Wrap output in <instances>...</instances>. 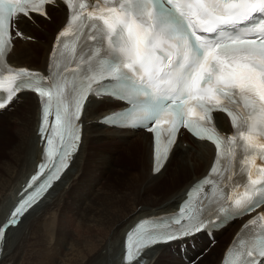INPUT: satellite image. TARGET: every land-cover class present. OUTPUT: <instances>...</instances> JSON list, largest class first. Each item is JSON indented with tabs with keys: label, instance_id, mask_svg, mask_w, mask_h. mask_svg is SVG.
<instances>
[{
	"label": "snow or ice",
	"instance_id": "6c2138e0",
	"mask_svg": "<svg viewBox=\"0 0 264 264\" xmlns=\"http://www.w3.org/2000/svg\"><path fill=\"white\" fill-rule=\"evenodd\" d=\"M65 2L70 18L45 76L13 68L6 57L13 18L18 23L30 11L46 14L45 5L56 0H0V69L6 71L0 110L24 91L35 92L45 140L37 173L0 225V241L69 168L90 96L127 102L104 123L152 134L154 176L170 159L181 129L216 148L209 174L188 190L178 211L141 219L127 233L124 264H147L145 254L155 246L264 205V0ZM69 48L71 69L56 60ZM216 112L227 114L234 134L219 131ZM223 264H264V212L242 226Z\"/></svg>",
	"mask_w": 264,
	"mask_h": 264
},
{
	"label": "bare ground",
	"instance_id": "6f19581e",
	"mask_svg": "<svg viewBox=\"0 0 264 264\" xmlns=\"http://www.w3.org/2000/svg\"><path fill=\"white\" fill-rule=\"evenodd\" d=\"M44 13L21 15L18 23L14 18L13 45L7 58L16 68L48 76L53 46L67 12L56 1L47 4ZM17 31L22 35L17 36ZM64 51L57 62L71 60L68 49ZM89 100L82 116L81 143L69 168L21 223L7 230L0 241V264H17V259H24L25 264H124L127 230L138 219L172 212L188 186L207 171L212 146L183 133L162 172L154 176L149 132L99 123L104 113L119 105L107 97L90 96ZM39 106L38 96L24 91L10 107L0 110V225L9 219L18 193L42 157ZM216 118L221 129L228 130L225 117L217 113ZM172 163L176 167L161 179ZM103 176L107 181H102ZM247 218L215 231L212 240L197 234L161 243L145 254L146 262L220 264ZM225 233H230L229 238Z\"/></svg>",
	"mask_w": 264,
	"mask_h": 264
},
{
	"label": "rangeland",
	"instance_id": "374dc122",
	"mask_svg": "<svg viewBox=\"0 0 264 264\" xmlns=\"http://www.w3.org/2000/svg\"><path fill=\"white\" fill-rule=\"evenodd\" d=\"M136 145H137V151H138L139 144H137V142H135V146H136ZM122 148H123V147H122ZM128 153H129V152H128ZM136 157H138V154L136 155ZM136 162H137V159H136ZM125 163H126V162H125ZM133 166H137V165H133ZM0 167H1V166H0ZM174 167H176V163H172V164L169 166V168L165 171V174H164L163 178H161V179H164L165 176L167 177V176L170 174V172L172 171V169H173ZM110 168H111V167H110ZM110 168H109V169H110ZM0 172L3 173L2 169H0ZM166 174H167V175H166ZM102 181H103V182L107 181V178H106L105 176H103V177H102ZM57 183H58V182H57ZM106 183H108V182H106ZM96 192H97L96 189L93 190V192H92L93 195H95ZM156 194H157V193H156ZM41 205L43 206V203H42ZM68 210H71L70 205H69ZM68 210H67V211H68ZM61 212H62V213H67L66 216H69V217H70V216H73L72 214L69 213V211H68V212H66V211L64 212V211L61 210ZM68 213H69V214H68ZM75 216H76V215H75ZM24 228H25V227H24ZM230 233H231V232H230ZM230 233L227 234V235H226V233H225V236H226L227 238H229ZM225 236H224V237H225ZM73 237H75V236H73ZM33 238H34V236H33ZM35 238H36V237H35ZM35 238H34V239H35ZM34 239H32V240L34 241ZM32 240H31V242H33ZM73 240H75V239L73 238ZM219 241H221V240H219ZM38 261H39V260H37V262H38ZM17 262H18L17 264H25L24 259H17ZM51 262H52V261H51Z\"/></svg>",
	"mask_w": 264,
	"mask_h": 264
}]
</instances>
